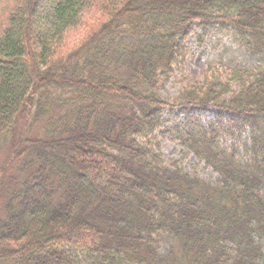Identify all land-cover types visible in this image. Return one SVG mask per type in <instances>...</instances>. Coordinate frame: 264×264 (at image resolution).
Returning <instances> with one entry per match:
<instances>
[{
  "label": "trees",
  "instance_id": "obj_1",
  "mask_svg": "<svg viewBox=\"0 0 264 264\" xmlns=\"http://www.w3.org/2000/svg\"><path fill=\"white\" fill-rule=\"evenodd\" d=\"M0 12V145L15 141L0 264H264V0H0ZM199 28L261 62L210 65L165 99L155 88ZM166 110L217 183L164 161ZM245 134L243 155L221 142Z\"/></svg>",
  "mask_w": 264,
  "mask_h": 264
},
{
  "label": "rangeland",
  "instance_id": "obj_2",
  "mask_svg": "<svg viewBox=\"0 0 264 264\" xmlns=\"http://www.w3.org/2000/svg\"><path fill=\"white\" fill-rule=\"evenodd\" d=\"M97 17L98 15L95 14L94 10H89L87 14L85 13L83 15V24L71 29L67 33L64 38V45L73 48L79 44L89 29L86 26L92 27V20H95ZM185 49L186 56L184 60L179 65L174 66L173 71L168 76H163L161 82L155 88L165 99H175L186 85L202 80L205 75L204 73L210 65L216 67L218 71L226 76L229 73L230 67L239 66L252 69L261 62L244 47L235 42L232 34L227 32L209 31L203 33L200 28L196 29L186 39ZM211 114V109L202 114L203 123L206 124L208 122ZM164 119H166V124L155 133V142L164 161L169 164L171 161L178 160L189 172H196L209 183H217L220 173L212 166L207 165L206 162L199 161L197 156L189 152L178 139L175 127L180 126L183 116L179 115L177 111L171 112L170 110H166L164 112ZM166 127L171 128V130L166 131ZM247 140L248 134H245L240 140H235L230 136L224 135L221 142L226 148H231L232 145H239L241 154L243 155L244 142ZM13 143L15 144L13 134L11 138L1 143L0 167L6 165L7 168H10L8 162L14 147ZM10 171L11 168L9 169ZM165 246V243H162L161 249L165 248Z\"/></svg>",
  "mask_w": 264,
  "mask_h": 264
}]
</instances>
